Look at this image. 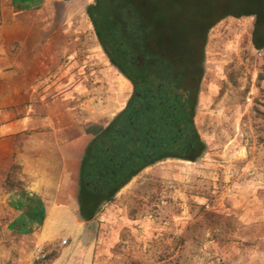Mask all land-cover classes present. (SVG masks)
<instances>
[{
  "label": "rangeland",
  "instance_id": "1",
  "mask_svg": "<svg viewBox=\"0 0 264 264\" xmlns=\"http://www.w3.org/2000/svg\"><path fill=\"white\" fill-rule=\"evenodd\" d=\"M58 1L0 0V27L5 24L16 39L28 21L52 15L39 6H53L54 18L76 19L79 33H85L91 67L111 69L83 14V6L91 0ZM196 1L207 7L206 15L212 19L221 2L229 0ZM253 23V17H226L208 32L197 119L209 147L204 165L170 161L141 172L98 213L92 233L88 232L90 257H81V247L72 246L73 254L57 264H216L225 256L239 264H264V243L243 235L238 218L246 210L243 205L264 211V81L257 82L264 58L257 59L249 44ZM20 50L13 40L12 68L26 71L29 59L21 58ZM35 82L32 97L39 100L42 83ZM237 181L252 190L249 200L239 206L231 196ZM1 196L0 192V257L5 250L14 258L27 251L30 264L51 262L61 239L44 245L52 259L35 261L32 236L3 230L10 218Z\"/></svg>",
  "mask_w": 264,
  "mask_h": 264
},
{
  "label": "crops",
  "instance_id": "2",
  "mask_svg": "<svg viewBox=\"0 0 264 264\" xmlns=\"http://www.w3.org/2000/svg\"><path fill=\"white\" fill-rule=\"evenodd\" d=\"M48 7L39 10L52 15L28 21L16 39L5 24L0 27V192L8 203L7 233L32 236L33 245L66 240L63 246L58 241L59 252L47 263L57 264L73 254L72 246L81 247V257L89 256L93 221L84 224L77 218V169L86 143L122 108L130 86L112 68L93 69L76 19L54 18L53 6ZM13 40L19 42L20 57L29 59L26 71L12 68ZM37 80L42 83L39 100L32 97ZM208 154L197 164L204 165ZM13 166V187L6 190ZM233 187L234 205L249 200V187L239 181ZM242 207L240 232L264 243V211ZM29 255L22 251L14 258L5 250L0 264H30ZM222 260L239 264L228 256Z\"/></svg>",
  "mask_w": 264,
  "mask_h": 264
},
{
  "label": "trees",
  "instance_id": "3",
  "mask_svg": "<svg viewBox=\"0 0 264 264\" xmlns=\"http://www.w3.org/2000/svg\"><path fill=\"white\" fill-rule=\"evenodd\" d=\"M206 9L196 0H91L83 6L100 52L130 91L80 157L76 205L81 223H94L144 170L170 161L198 165L208 153L197 126L208 32L226 17H253L249 43L262 49L264 0L222 1L212 19ZM261 69L257 82L264 81V59ZM15 168L5 179L6 190L13 187ZM50 254L43 262L53 258ZM216 264L231 263L220 258Z\"/></svg>",
  "mask_w": 264,
  "mask_h": 264
},
{
  "label": "built area",
  "instance_id": "4",
  "mask_svg": "<svg viewBox=\"0 0 264 264\" xmlns=\"http://www.w3.org/2000/svg\"><path fill=\"white\" fill-rule=\"evenodd\" d=\"M255 57L257 59H261L264 57V47L262 49L259 50H255ZM66 244V240L62 239L59 242L60 246H63ZM32 254L34 255V260L35 261H44L45 257H46V252L44 251L43 247L41 245H34L33 249H32Z\"/></svg>",
  "mask_w": 264,
  "mask_h": 264
}]
</instances>
